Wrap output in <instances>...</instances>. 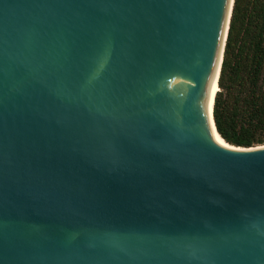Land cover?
Returning <instances> with one entry per match:
<instances>
[{"label": "water", "instance_id": "water-1", "mask_svg": "<svg viewBox=\"0 0 264 264\" xmlns=\"http://www.w3.org/2000/svg\"><path fill=\"white\" fill-rule=\"evenodd\" d=\"M234 2L0 0V264H264V144L212 109Z\"/></svg>", "mask_w": 264, "mask_h": 264}, {"label": "trees", "instance_id": "trees-1", "mask_svg": "<svg viewBox=\"0 0 264 264\" xmlns=\"http://www.w3.org/2000/svg\"><path fill=\"white\" fill-rule=\"evenodd\" d=\"M218 83V132L235 146L263 145L264 0H235Z\"/></svg>", "mask_w": 264, "mask_h": 264}, {"label": "bare ground", "instance_id": "bare-ground-1", "mask_svg": "<svg viewBox=\"0 0 264 264\" xmlns=\"http://www.w3.org/2000/svg\"><path fill=\"white\" fill-rule=\"evenodd\" d=\"M220 61H221V60H220ZM218 72H219V70H218ZM219 89H220V87H219V84H218V74H217V79H216V84H215V90H214V95H213V100H212V109H213V102H214V100H215L216 93H217V91H218ZM212 109H211V118H210L211 125H212V129H213L215 135H216L217 137H219V138H220L225 144H227V143L221 138V136L217 133V131L215 130V126H214V122H213V116H212ZM227 145H229V144H227Z\"/></svg>", "mask_w": 264, "mask_h": 264}]
</instances>
